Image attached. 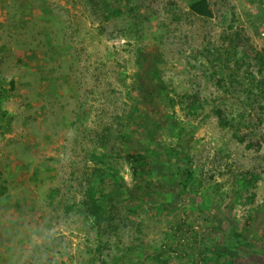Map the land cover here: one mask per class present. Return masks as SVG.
Wrapping results in <instances>:
<instances>
[{
    "label": "rangeland",
    "instance_id": "374dc122",
    "mask_svg": "<svg viewBox=\"0 0 264 264\" xmlns=\"http://www.w3.org/2000/svg\"><path fill=\"white\" fill-rule=\"evenodd\" d=\"M190 1L0 0V264H264V0Z\"/></svg>",
    "mask_w": 264,
    "mask_h": 264
},
{
    "label": "trees",
    "instance_id": "16d2710c",
    "mask_svg": "<svg viewBox=\"0 0 264 264\" xmlns=\"http://www.w3.org/2000/svg\"><path fill=\"white\" fill-rule=\"evenodd\" d=\"M189 10L193 15L198 17H210L211 10L207 0H191L189 3ZM217 118L219 120V125L226 127L228 121L222 116L220 111H216ZM248 148H259V144L249 143ZM157 155L156 151L154 152ZM105 169L109 170V167L105 165ZM188 180L186 183L182 184V187L187 186ZM221 232H224V226L219 225ZM252 243L241 238L240 234L237 232H232L225 240H223L218 245H212L203 249L201 255H213L221 256L226 258L231 264H247L250 259V247ZM205 257V256H203ZM205 259V258H204ZM106 264V263H103Z\"/></svg>",
    "mask_w": 264,
    "mask_h": 264
}]
</instances>
